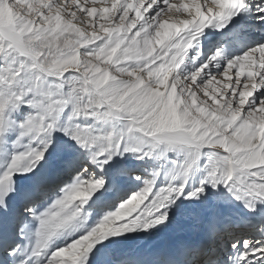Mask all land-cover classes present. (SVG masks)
I'll use <instances>...</instances> for the list:
<instances>
[{
    "label": "snow or ice",
    "instance_id": "snow-or-ice-1",
    "mask_svg": "<svg viewBox=\"0 0 264 264\" xmlns=\"http://www.w3.org/2000/svg\"><path fill=\"white\" fill-rule=\"evenodd\" d=\"M0 264H264V0H0Z\"/></svg>",
    "mask_w": 264,
    "mask_h": 264
},
{
    "label": "bare ground",
    "instance_id": "bare-ground-1",
    "mask_svg": "<svg viewBox=\"0 0 264 264\" xmlns=\"http://www.w3.org/2000/svg\"><path fill=\"white\" fill-rule=\"evenodd\" d=\"M172 3H180V2H184V0H171ZM187 2H191V0H187ZM201 2H203V0H201ZM235 69L230 70V74L234 77L235 76ZM241 79H243V77H241Z\"/></svg>",
    "mask_w": 264,
    "mask_h": 264
},
{
    "label": "rangeland",
    "instance_id": "rangeland-1",
    "mask_svg": "<svg viewBox=\"0 0 264 264\" xmlns=\"http://www.w3.org/2000/svg\"><path fill=\"white\" fill-rule=\"evenodd\" d=\"M237 71V70H236ZM236 71H235V73H236Z\"/></svg>",
    "mask_w": 264,
    "mask_h": 264
}]
</instances>
